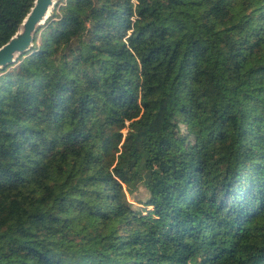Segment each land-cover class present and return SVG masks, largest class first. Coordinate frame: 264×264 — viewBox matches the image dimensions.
<instances>
[{
  "label": "trees",
  "instance_id": "1",
  "mask_svg": "<svg viewBox=\"0 0 264 264\" xmlns=\"http://www.w3.org/2000/svg\"><path fill=\"white\" fill-rule=\"evenodd\" d=\"M0 264H264V0H56L0 70Z\"/></svg>",
  "mask_w": 264,
  "mask_h": 264
},
{
  "label": "water",
  "instance_id": "2",
  "mask_svg": "<svg viewBox=\"0 0 264 264\" xmlns=\"http://www.w3.org/2000/svg\"><path fill=\"white\" fill-rule=\"evenodd\" d=\"M56 0H34L16 32L0 45V70L32 46L33 34L44 22Z\"/></svg>",
  "mask_w": 264,
  "mask_h": 264
},
{
  "label": "rangeland",
  "instance_id": "3",
  "mask_svg": "<svg viewBox=\"0 0 264 264\" xmlns=\"http://www.w3.org/2000/svg\"><path fill=\"white\" fill-rule=\"evenodd\" d=\"M175 116L176 117L174 118V121L176 122V127L173 131V134L176 138L183 137L185 139L183 146L187 147L193 141V133L189 128L187 120L184 119L181 114L176 113Z\"/></svg>",
  "mask_w": 264,
  "mask_h": 264
}]
</instances>
